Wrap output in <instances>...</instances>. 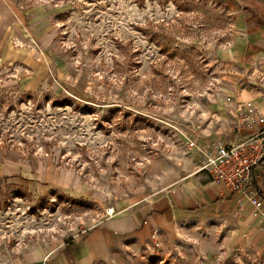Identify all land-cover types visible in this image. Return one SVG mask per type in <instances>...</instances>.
<instances>
[{"label": "rangeland", "instance_id": "obj_1", "mask_svg": "<svg viewBox=\"0 0 264 264\" xmlns=\"http://www.w3.org/2000/svg\"><path fill=\"white\" fill-rule=\"evenodd\" d=\"M1 1L0 162L14 173L0 264L208 176L189 144L229 133L226 98L264 55V0ZM239 221L194 214L93 264H264Z\"/></svg>", "mask_w": 264, "mask_h": 264}, {"label": "crops", "instance_id": "obj_2", "mask_svg": "<svg viewBox=\"0 0 264 264\" xmlns=\"http://www.w3.org/2000/svg\"><path fill=\"white\" fill-rule=\"evenodd\" d=\"M10 8L12 10V7ZM11 10L0 0L1 26L8 22V13ZM13 16L17 18L14 12ZM248 60L253 72L250 73L249 82L244 78V71L242 77L238 78L235 100L231 98L233 102L227 103L226 107L231 119L223 120V123L228 124L226 127L229 133L218 142L237 144L250 135L237 123L235 104L250 101L264 112V55ZM248 83L249 87L246 85ZM13 173L12 167L0 162V178L11 177ZM38 173L39 181H50L49 174ZM193 180L194 182L154 198L145 206L101 220L62 244L54 253L32 263L25 261L20 264H93L106 258L112 247L121 239H140L144 235L162 230L178 219L183 220L200 213L240 219L242 233L248 236L250 243L257 250L264 253V217L256 218L251 205L230 196L220 186L212 183L208 176L196 173ZM254 180L259 195L264 199V163L254 170ZM133 213L136 216H133Z\"/></svg>", "mask_w": 264, "mask_h": 264}, {"label": "built area", "instance_id": "obj_3", "mask_svg": "<svg viewBox=\"0 0 264 264\" xmlns=\"http://www.w3.org/2000/svg\"><path fill=\"white\" fill-rule=\"evenodd\" d=\"M226 102L233 101L228 97ZM234 112L238 125L250 134L248 138L237 144L217 141L198 145L190 141L189 145L203 158L201 170L211 182L251 205L254 216L261 218L264 217V199L256 189L254 170L264 163V112L250 101L235 104Z\"/></svg>", "mask_w": 264, "mask_h": 264}]
</instances>
